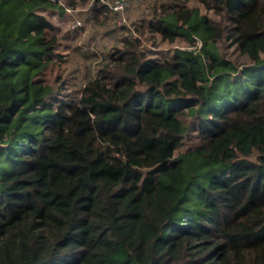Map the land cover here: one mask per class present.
<instances>
[{"label":"trees","instance_id":"1","mask_svg":"<svg viewBox=\"0 0 264 264\" xmlns=\"http://www.w3.org/2000/svg\"><path fill=\"white\" fill-rule=\"evenodd\" d=\"M200 1L226 24L181 2L149 21L200 48L124 38L64 100L56 3L0 0V264H264V0Z\"/></svg>","mask_w":264,"mask_h":264},{"label":"rangeland","instance_id":"2","mask_svg":"<svg viewBox=\"0 0 264 264\" xmlns=\"http://www.w3.org/2000/svg\"><path fill=\"white\" fill-rule=\"evenodd\" d=\"M53 7L41 9V12L54 24V34L57 36L56 52L59 56L48 68V76L55 82V91L60 99H70L78 93L86 78L99 74L102 64L109 55L115 52L114 47H121L122 40L139 37L140 49L148 56L161 58L172 53L175 47L194 49V44H186L183 39L171 42L154 33L149 27V21L155 13H161L163 7L172 8L174 3H183L185 6H195L216 23L226 24L228 18L224 13L217 12L200 0H141L136 1L127 12V23L119 24L116 16L108 10L95 11L92 6L94 0H52ZM61 5V7H58ZM64 7L71 8L66 11ZM79 19L81 25L71 28L73 20ZM216 47L224 57L237 64L246 62L230 39L225 36L219 39ZM55 93V92H54ZM191 118H188L189 122ZM192 123V122H191ZM193 133L182 145L184 149L192 142Z\"/></svg>","mask_w":264,"mask_h":264},{"label":"built area","instance_id":"3","mask_svg":"<svg viewBox=\"0 0 264 264\" xmlns=\"http://www.w3.org/2000/svg\"><path fill=\"white\" fill-rule=\"evenodd\" d=\"M138 0H99L102 4L108 6V8L116 13L117 22L119 24H124L127 22V9L130 7L132 2H136ZM66 11H70L71 8L65 7ZM81 25V21L79 19H75L71 23V28L78 27ZM201 42L200 40L196 41L195 50L200 48ZM189 50H194L187 48Z\"/></svg>","mask_w":264,"mask_h":264},{"label":"water","instance_id":"4","mask_svg":"<svg viewBox=\"0 0 264 264\" xmlns=\"http://www.w3.org/2000/svg\"><path fill=\"white\" fill-rule=\"evenodd\" d=\"M0 146H1V143H0Z\"/></svg>","mask_w":264,"mask_h":264}]
</instances>
